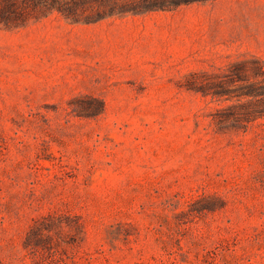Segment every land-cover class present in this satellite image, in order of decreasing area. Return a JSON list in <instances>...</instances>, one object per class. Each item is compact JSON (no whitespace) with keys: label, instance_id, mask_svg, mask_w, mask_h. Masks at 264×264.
<instances>
[{"label":"rangeland","instance_id":"obj_1","mask_svg":"<svg viewBox=\"0 0 264 264\" xmlns=\"http://www.w3.org/2000/svg\"><path fill=\"white\" fill-rule=\"evenodd\" d=\"M7 3L0 264H264V0Z\"/></svg>","mask_w":264,"mask_h":264},{"label":"trees","instance_id":"obj_2","mask_svg":"<svg viewBox=\"0 0 264 264\" xmlns=\"http://www.w3.org/2000/svg\"><path fill=\"white\" fill-rule=\"evenodd\" d=\"M14 0H7V4H12ZM12 7V5H11ZM1 8V6H0ZM61 10L68 16V17H71V16H74L75 15V12H74V9L73 8H61ZM2 10H0V16L3 17V12H1ZM258 63L260 66H262V64H264V62L262 60H258ZM252 94H256V95H260V94H263L264 95V90L262 92H257L256 90H254L252 92ZM249 115H250V118L251 119H254V118H257L258 116H262L264 115V108H258V109H253L249 112Z\"/></svg>","mask_w":264,"mask_h":264}]
</instances>
